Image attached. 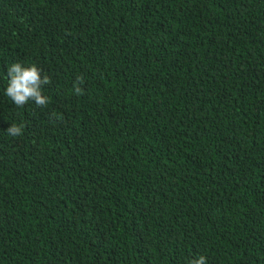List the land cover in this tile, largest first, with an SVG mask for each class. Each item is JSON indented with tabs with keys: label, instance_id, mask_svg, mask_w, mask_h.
Masks as SVG:
<instances>
[{
	"label": "trees",
	"instance_id": "obj_1",
	"mask_svg": "<svg viewBox=\"0 0 264 264\" xmlns=\"http://www.w3.org/2000/svg\"><path fill=\"white\" fill-rule=\"evenodd\" d=\"M201 255L264 264V0H0V264Z\"/></svg>",
	"mask_w": 264,
	"mask_h": 264
},
{
	"label": "clouds",
	"instance_id": "obj_2",
	"mask_svg": "<svg viewBox=\"0 0 264 264\" xmlns=\"http://www.w3.org/2000/svg\"><path fill=\"white\" fill-rule=\"evenodd\" d=\"M42 71L35 63L25 66L20 62H14L7 68L8 82L5 95L18 107L29 101H33L39 107L47 105L49 100L43 94L42 86L50 83V77L42 75ZM78 81L82 83L83 77H78ZM74 91L77 95L82 94L79 84L74 87ZM24 127L23 123H12L6 131L11 137H18L23 134ZM190 264H206V257L201 255L191 260Z\"/></svg>",
	"mask_w": 264,
	"mask_h": 264
}]
</instances>
